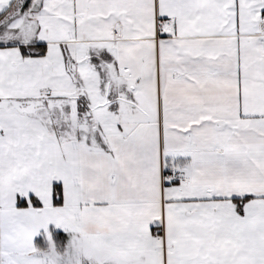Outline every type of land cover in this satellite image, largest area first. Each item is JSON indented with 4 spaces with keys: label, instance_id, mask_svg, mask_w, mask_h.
<instances>
[{
    "label": "snow or ice",
    "instance_id": "1",
    "mask_svg": "<svg viewBox=\"0 0 264 264\" xmlns=\"http://www.w3.org/2000/svg\"><path fill=\"white\" fill-rule=\"evenodd\" d=\"M0 264H264V0H0Z\"/></svg>",
    "mask_w": 264,
    "mask_h": 264
}]
</instances>
